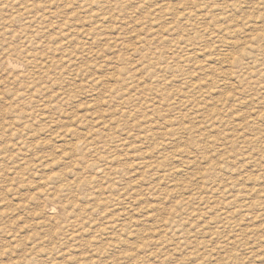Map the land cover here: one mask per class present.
I'll return each mask as SVG.
<instances>
[{
	"label": "rangeland",
	"instance_id": "obj_1",
	"mask_svg": "<svg viewBox=\"0 0 264 264\" xmlns=\"http://www.w3.org/2000/svg\"><path fill=\"white\" fill-rule=\"evenodd\" d=\"M0 264H264V0H0Z\"/></svg>",
	"mask_w": 264,
	"mask_h": 264
},
{
	"label": "bare ground",
	"instance_id": "obj_2",
	"mask_svg": "<svg viewBox=\"0 0 264 264\" xmlns=\"http://www.w3.org/2000/svg\"><path fill=\"white\" fill-rule=\"evenodd\" d=\"M226 56H228V55H226ZM226 56H225V54H224V57L226 58ZM228 58V57H227Z\"/></svg>",
	"mask_w": 264,
	"mask_h": 264
}]
</instances>
